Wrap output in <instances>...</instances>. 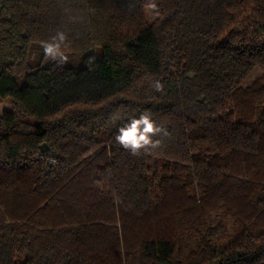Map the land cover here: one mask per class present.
<instances>
[{
  "label": "trees",
  "instance_id": "16d2710c",
  "mask_svg": "<svg viewBox=\"0 0 264 264\" xmlns=\"http://www.w3.org/2000/svg\"><path fill=\"white\" fill-rule=\"evenodd\" d=\"M149 2L0 0V264H264V0Z\"/></svg>",
  "mask_w": 264,
  "mask_h": 264
},
{
  "label": "clouds",
  "instance_id": "9594fccd",
  "mask_svg": "<svg viewBox=\"0 0 264 264\" xmlns=\"http://www.w3.org/2000/svg\"><path fill=\"white\" fill-rule=\"evenodd\" d=\"M147 8L155 10L156 15L159 14L155 0H150ZM67 46L68 36L64 31H57L50 41L42 42L45 56L61 64L67 61V56L62 51ZM153 87L157 92L163 90V85L159 81H156ZM161 133L168 135L167 130L158 125L152 119L151 113L145 110L138 117H133L124 123L118 129L115 140L122 148L129 150L131 155L139 156L141 153L149 154L161 147L162 141L154 139Z\"/></svg>",
  "mask_w": 264,
  "mask_h": 264
},
{
  "label": "rangeland",
  "instance_id": "374dc122",
  "mask_svg": "<svg viewBox=\"0 0 264 264\" xmlns=\"http://www.w3.org/2000/svg\"><path fill=\"white\" fill-rule=\"evenodd\" d=\"M252 11H253V7L250 6V7L247 8V10L245 12L242 13L241 18H239L238 21H237V24H238L237 28L238 29H242L243 26H244V29H245L246 22H248L252 18V15H251ZM142 15H143V19L145 21H147V22H150L151 20H153L155 18L154 14H153V10L148 9L147 5H145L143 7ZM244 29H242V30L244 31ZM245 34L247 35L246 37L250 38V39L260 36V35H257V36L254 37L252 33L249 34V35L247 33H245ZM261 37H263V36H261ZM232 38L233 39L230 40L232 43L240 44V43H243L244 36H241V37L240 36H236V37H232ZM258 38H260V37H258ZM260 40L262 41L263 38H260ZM11 106H12V102H11L9 97L1 98L0 99V114H2L5 110L10 109ZM58 169H62V167H58Z\"/></svg>",
  "mask_w": 264,
  "mask_h": 264
}]
</instances>
